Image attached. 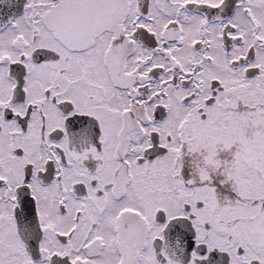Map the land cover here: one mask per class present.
Listing matches in <instances>:
<instances>
[{"label":"snow or ice","instance_id":"obj_1","mask_svg":"<svg viewBox=\"0 0 264 264\" xmlns=\"http://www.w3.org/2000/svg\"><path fill=\"white\" fill-rule=\"evenodd\" d=\"M0 264H264V0H0Z\"/></svg>","mask_w":264,"mask_h":264}]
</instances>
